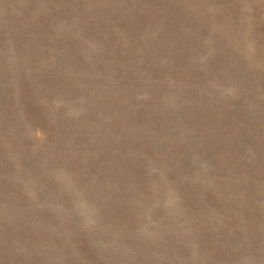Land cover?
<instances>
[{
  "label": "rangeland",
  "instance_id": "rangeland-1",
  "mask_svg": "<svg viewBox=\"0 0 264 264\" xmlns=\"http://www.w3.org/2000/svg\"><path fill=\"white\" fill-rule=\"evenodd\" d=\"M0 264H264V0H0Z\"/></svg>",
  "mask_w": 264,
  "mask_h": 264
}]
</instances>
